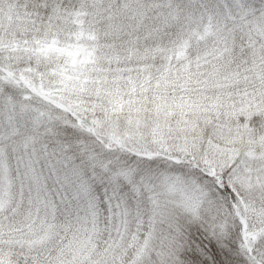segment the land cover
I'll list each match as a JSON object with an SVG mask.
<instances>
[{"label": "snow or ice", "instance_id": "snow-or-ice-1", "mask_svg": "<svg viewBox=\"0 0 264 264\" xmlns=\"http://www.w3.org/2000/svg\"><path fill=\"white\" fill-rule=\"evenodd\" d=\"M0 264H264V0H0Z\"/></svg>", "mask_w": 264, "mask_h": 264}]
</instances>
